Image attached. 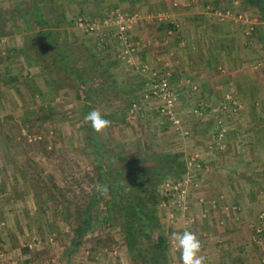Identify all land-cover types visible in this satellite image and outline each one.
<instances>
[{
  "label": "rangeland",
  "instance_id": "obj_1",
  "mask_svg": "<svg viewBox=\"0 0 264 264\" xmlns=\"http://www.w3.org/2000/svg\"><path fill=\"white\" fill-rule=\"evenodd\" d=\"M101 1L106 3L100 4ZM113 1L38 0V4L50 22L59 24L55 38L60 48L71 58L74 56L76 64L85 67L83 59L88 51L82 58L80 51L89 49V53L97 54L107 64L109 58L105 59L103 54L106 56L113 49L110 44L120 43L115 37L116 26H102L100 31L88 33L78 28L80 18L102 24L116 10L133 21L137 16H150H145L144 11L130 10L135 2L127 1L124 5L125 0ZM174 1L163 0L164 6H160L165 10L151 13L150 21H171L164 14L191 10L198 21H206L201 29L206 38L204 47L194 62L209 67L210 79L214 80L206 86L197 85V90H192L190 84L182 92L171 84L178 96L177 117L183 128L191 130L189 137L159 115L160 102L150 95L152 80L148 78L145 86H140L143 83L137 76H125L121 71L110 74L113 92L93 94L96 100L90 101L75 76L53 60V53L41 48L44 42L41 46L29 36L32 31H28L15 7L30 2L0 0V9H10L13 16L6 21L5 34L0 35V264H133L122 230L118 224L111 226L103 220V208L98 210V221L85 245L70 252L68 228L61 215L55 216L52 203L43 204L41 192H37L32 180L34 172L46 183L53 180L63 187L71 185L75 178L81 180L85 171L91 169L95 153L90 142V124L84 120L87 104L112 122L98 136L109 146L115 165L150 167L153 156L161 150L180 154L185 165L186 157L199 154L201 166L193 170V175L199 179L200 188L191 193L190 211L184 212L170 197L166 205L158 206V214L168 235L187 228L203 240V248L211 245L215 252L221 245L223 232L218 229V219L224 218V208L235 200L233 192L228 194L226 189H220L217 181L225 183L238 175L244 176V172L246 175L244 165H250L247 170L254 171L256 179H264V153H260L264 151V21H259L246 0H195L191 6H183L191 0H176V7ZM159 15L160 20L156 19ZM236 15L243 18L237 19ZM73 48L80 51L73 52ZM118 62L111 67L120 69L125 64L122 59ZM80 67L77 72L82 74ZM123 76L131 77V87ZM226 99L235 102L237 108L228 106L225 112H217ZM196 110L204 116L195 114ZM118 112L126 122L114 118ZM220 116L225 135L218 144L216 136L221 128L216 122ZM255 153L259 155L257 162ZM169 179L158 186L161 195H168L165 185ZM258 188V194L264 195V186ZM240 189L244 203L249 202L247 188ZM236 216L234 220L242 222ZM225 219L226 225L233 221L226 216ZM250 223L245 226L248 238L242 244V252L251 251L252 261L260 264L264 242L250 241L253 231ZM171 257L177 259L176 254Z\"/></svg>",
  "mask_w": 264,
  "mask_h": 264
},
{
  "label": "trees",
  "instance_id": "obj_2",
  "mask_svg": "<svg viewBox=\"0 0 264 264\" xmlns=\"http://www.w3.org/2000/svg\"><path fill=\"white\" fill-rule=\"evenodd\" d=\"M26 1L30 3L24 7L16 5L15 11L26 22L28 31H32L29 35L32 40L40 44L44 42L41 48L48 54L53 53V60L75 76L90 101L96 100L93 94L112 93L108 70L110 65H104V60L89 53V49L80 51L73 48V52L80 51V58L88 51L83 59L85 67L76 64L74 56L71 58L60 48V43L55 38L59 24L52 23L45 17L38 0ZM246 2L258 14L259 21H264V0ZM12 17L10 9H0V35L5 34L6 21H10ZM122 61L129 65L126 60ZM78 67L83 68L81 72L84 75L77 72ZM86 109L87 114L93 110L89 104ZM114 118L126 122L121 112L116 113ZM90 131L95 159L91 169L85 171L81 180L75 178L71 185L62 187L53 180L46 183L41 175L31 172L36 190L41 192L43 204L46 201L53 204L55 216L61 215L64 226L70 232L69 251L74 252L85 245L87 236L98 221V210L103 208V220L111 226L118 224L122 230L133 264H171L173 257L169 235L158 214V206L168 202L170 197L167 194L161 195L158 186L167 178H171L168 181H176L184 174L186 170L184 162L180 160L181 155L161 150L153 156V165L150 167H140L138 164L118 166L112 162L109 146L103 143L91 126ZM103 184L109 186L110 194L107 197L101 196L96 190L97 185Z\"/></svg>",
  "mask_w": 264,
  "mask_h": 264
},
{
  "label": "crops",
  "instance_id": "obj_3",
  "mask_svg": "<svg viewBox=\"0 0 264 264\" xmlns=\"http://www.w3.org/2000/svg\"><path fill=\"white\" fill-rule=\"evenodd\" d=\"M127 1H131V3L135 2V4L130 7V10L134 9L133 11L135 12L144 11L145 16L146 14H149L150 16H137L135 21H133V26L130 31L131 38L137 44V53L134 61L136 65L127 66L124 64L123 67H119L120 69H117L114 66L111 67L113 62H121V58L119 56L121 47L118 43L114 42L113 44H110V47L112 45V48L115 50H108V54H106V56L103 54L105 59L109 58V60L106 61L107 65H110V68H108L109 74H118V72L121 71L123 72L122 74H125V76H127V74L137 76V78H140L143 83L139 84L140 86H145V82L152 80L151 74L153 73L158 76L168 75L170 83H174V86L177 85V88H179L181 92L187 90L190 84L193 90V88L197 85L206 86L207 84L209 85L214 83V80L210 79L212 70H209V67H205L204 65L201 66L200 64H196L194 62V60L196 61L197 55L202 52L201 50L204 47V41L206 38L202 35L203 31H201V29L204 24L207 23L206 21H198L199 18L197 16L194 17L195 13L193 10L187 13L178 11L176 13H172L171 15L167 13L164 14V16L168 15L169 17L165 18H170L171 21H150L152 20L151 13L165 10L164 7H161L164 6L161 4L163 0H125L123 1V4L125 5L129 3ZM194 1L195 0L187 1V3L183 6H191V2ZM113 2L115 3L117 0H114ZM105 3V1L100 2V4ZM173 5L175 7L178 6L176 0L173 2ZM112 7L115 6L112 5ZM141 18L148 21H139ZM156 19L160 20V15L159 18L157 17ZM216 32H219V29H217ZM108 38L109 37H107V40ZM210 51H213L210 53L215 54V57H218L214 49H210ZM117 56L120 59H118ZM115 59L118 61H113ZM140 66L141 68L146 67L143 69H146L148 72H140L138 70ZM166 67L169 68V72L166 71ZM125 76H123L124 79L129 80L131 85L128 81L125 82H128L131 87V77H127V79ZM147 78L149 80H147ZM147 85L149 84L147 83ZM174 86L172 85L173 88ZM261 146L262 145H259V148H261ZM260 153L262 154L264 151ZM253 157L256 162L259 161L258 153H255ZM262 162L264 163V160ZM243 167L244 170H246V175L244 172V176L238 175V178L229 181L227 180L225 183L222 180L217 181V185L220 189H226L228 194L230 193L229 191L233 192L232 198H234L235 202L226 206L222 213L233 221L227 223L226 225L227 221L225 216L224 218L219 217L217 223L218 229L220 232H223L221 236L222 240L219 241L221 245L217 246V249L215 248V252L211 245L203 248V254L206 256L207 264H256L255 261H252L251 251L242 252L244 250L242 244L244 240L248 238V235L245 236V234H247L246 227L247 224H249V221H251L250 224L253 225H249L253 230L250 241L258 244L264 242V232L262 234H258L256 231V227L260 223L261 218H264V195L258 194V191H260L258 187L264 186V179H256L254 177L256 176L254 171L248 172L247 169L250 165H244ZM241 187L243 190L247 188L246 190L248 194H250L249 202L244 203L241 195ZM224 197L226 198V195ZM201 200L203 201V199ZM256 208L259 209V211H257ZM260 208L263 210H260ZM205 211L208 212L207 210ZM232 214L235 216L237 215V220H242V222L237 223V221L234 220L235 216L233 218ZM203 216L206 217L207 215ZM242 218L246 221H243ZM258 220L259 222H257ZM254 223H256V225ZM204 235L206 236V234ZM201 242L203 245V240ZM177 254L176 256L178 257ZM211 256L217 257L212 258ZM175 260L177 259L175 258ZM175 260L173 259L171 264H176L177 262ZM260 261V264H264V250L261 251Z\"/></svg>",
  "mask_w": 264,
  "mask_h": 264
},
{
  "label": "built area",
  "instance_id": "obj_4",
  "mask_svg": "<svg viewBox=\"0 0 264 264\" xmlns=\"http://www.w3.org/2000/svg\"><path fill=\"white\" fill-rule=\"evenodd\" d=\"M230 13L231 12L229 11L228 16ZM236 16L237 19L243 18L242 15ZM76 24L79 29H83V31L88 33L98 32L101 30L100 28L102 26V28L116 26L115 37L118 39L121 47L119 53L120 58L124 61L126 60L129 65H136L134 61L135 55L137 53V44L131 38L130 31L133 26V20L131 17H128V15H125L124 13L116 10L112 11L111 15L109 14L107 18L102 21V24L101 21H86L83 17L80 18ZM140 68H138L140 72H148L146 69H143L146 67H142L141 69ZM151 75L153 81L151 84L150 95L160 102L159 115L168 118L171 121L174 129L178 132L180 131V134H182L184 137H189L191 134V130L188 128H183L181 119L177 117L176 107L178 105V96L169 81L168 75L158 76L154 73ZM197 89V86L193 88V90ZM133 106H135V108L137 107L136 104H134ZM228 106L233 107L232 109L237 108L235 102L231 103V101L226 99L224 103L221 104V107H219V109H217L216 111L220 112V110H224L225 112V110L228 109ZM195 114L204 116V113L200 112L199 110H196ZM216 116H218V114H216ZM217 120L218 121L216 122V124H218L221 130L219 131V133H217L216 137L217 143L220 144L225 135V130L223 129L224 120H222L221 116ZM185 166L186 171L184 172V174L176 181H168L165 185V191L168 193L169 197L174 198L179 208H182L184 212H188L190 210L188 201L191 199V193L192 191H198L200 188L199 179L195 178L193 175V170L196 171L201 166L199 154L186 157ZM163 205H166V202H164ZM256 231L258 232V234H262L264 232L263 217L256 227Z\"/></svg>",
  "mask_w": 264,
  "mask_h": 264
},
{
  "label": "clouds",
  "instance_id": "obj_5",
  "mask_svg": "<svg viewBox=\"0 0 264 264\" xmlns=\"http://www.w3.org/2000/svg\"><path fill=\"white\" fill-rule=\"evenodd\" d=\"M84 120L97 134H103L112 124L111 120L105 118L99 109L91 110L85 115ZM96 190L103 197L110 194L107 184L97 185ZM168 239L173 255L178 253L177 264H207L202 242L194 231L187 228L173 231L169 234Z\"/></svg>",
  "mask_w": 264,
  "mask_h": 264
}]
</instances>
